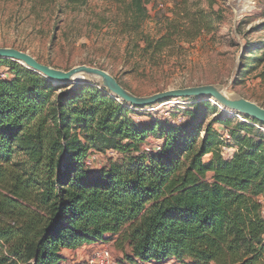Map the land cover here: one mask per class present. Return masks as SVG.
<instances>
[{"label": "trees", "instance_id": "obj_1", "mask_svg": "<svg viewBox=\"0 0 264 264\" xmlns=\"http://www.w3.org/2000/svg\"><path fill=\"white\" fill-rule=\"evenodd\" d=\"M117 2L124 25L146 20L147 0ZM222 19L212 7L174 9L163 34L142 36L140 55L159 67ZM134 112L96 85L0 58V264H65V250L111 236L124 253L115 264H264L262 122L215 116L208 100L182 123L144 111L153 120L141 124ZM95 154L107 157L98 168Z\"/></svg>", "mask_w": 264, "mask_h": 264}, {"label": "rangeland", "instance_id": "obj_2", "mask_svg": "<svg viewBox=\"0 0 264 264\" xmlns=\"http://www.w3.org/2000/svg\"><path fill=\"white\" fill-rule=\"evenodd\" d=\"M147 2V18L141 20L136 29L132 26V19H129L130 25H124V7L117 0H81L75 6L70 0H0V47L22 50L41 63L65 71L80 65L103 69L127 91L140 97L171 89L214 85L222 88L231 99H244L264 108V0ZM185 7L207 10L212 7L223 19L218 22L215 32L202 34L186 53L167 59L159 67L151 66L139 52V46L143 45L142 36L163 34L172 10ZM5 71L10 75V71ZM90 84L110 93L99 83ZM182 99L190 102L186 105L188 111L198 100H208L206 97ZM211 103L217 107L215 116L249 122L245 114H230L214 101ZM176 107L177 104L172 103L164 108L177 112ZM131 117L141 124L153 120L141 112H134ZM169 117L165 113L160 114V118ZM175 117L177 113L171 118ZM213 117L212 114L207 115L204 125ZM218 126L216 123L215 127ZM256 126L264 132V123ZM156 142L150 140L151 145ZM225 147L224 156L230 158L236 149ZM95 157L92 168H98L107 159L103 154H95ZM117 238L111 236L105 244L115 262L124 257L123 251L115 247ZM97 246L100 244L70 251L66 262L86 264L87 253ZM125 253L132 254L128 248ZM160 264L180 263L168 260Z\"/></svg>", "mask_w": 264, "mask_h": 264}, {"label": "water", "instance_id": "obj_3", "mask_svg": "<svg viewBox=\"0 0 264 264\" xmlns=\"http://www.w3.org/2000/svg\"><path fill=\"white\" fill-rule=\"evenodd\" d=\"M0 58L12 59L23 66L38 72L54 83L77 84V83H99L106 88L114 98L125 103L129 107H149L161 102L179 98L206 97L208 101L216 100L226 108L235 112H241L264 123V108L254 102L247 100H230L222 95L214 85L194 86L180 89H171L157 92L150 96L140 97L127 91L118 80L107 71L88 65H80L70 70H61L41 63L27 52L16 48L0 47ZM81 74H87L90 78H101L102 82L78 81ZM59 82H55V81ZM76 80L77 82H74ZM95 85V84H92ZM241 99V98H239Z\"/></svg>", "mask_w": 264, "mask_h": 264}, {"label": "built area", "instance_id": "obj_4", "mask_svg": "<svg viewBox=\"0 0 264 264\" xmlns=\"http://www.w3.org/2000/svg\"><path fill=\"white\" fill-rule=\"evenodd\" d=\"M3 76H5V74H3ZM172 103H176L177 104V112H172V111H168L167 108H164L165 106H167L168 104H172ZM190 102H188V100H183L181 98L179 99H172V100H168L165 102H161L155 105H152L151 107H130L132 109L141 111V112H151V113H156V114H161V113H165L166 116H170L172 113H177V121L179 123H182L183 121H185V115H184V110H186L187 108V104H189ZM225 136L226 138H228V132H225ZM156 149V148H155ZM159 149V147L157 148V150ZM144 150L146 152H153L155 151L154 148L152 146H146L144 148ZM226 152V147H223V154H225ZM109 154L111 156H115L116 152L114 151H109ZM94 158L91 157L88 161L89 164H91L93 162ZM261 202L263 203V198L261 199ZM0 249H3L6 251V247L0 245ZM86 264H115V260L113 258L112 252L111 250L105 246V245H100L94 248H91L89 250V252L87 253V259H85ZM68 264V263H65ZM160 264V263H158Z\"/></svg>", "mask_w": 264, "mask_h": 264}, {"label": "bare ground", "instance_id": "obj_5", "mask_svg": "<svg viewBox=\"0 0 264 264\" xmlns=\"http://www.w3.org/2000/svg\"><path fill=\"white\" fill-rule=\"evenodd\" d=\"M78 79H79L78 81H95V82H102V79H101V78L92 79V78H90L87 74H81V75L78 77ZM55 82H59V81L56 80ZM74 82H77V81L74 80ZM216 89H217L222 95H224L227 99L234 100V99L229 98V97L225 94V92L222 90V88H220V87H216ZM213 101H214V103L218 104L221 108H223V109L226 108L224 105H222L221 103L217 102L216 100H213ZM226 109H227L226 111H228L230 114H236V113H237V112H235V111H233V110H231V109H228V108H226Z\"/></svg>", "mask_w": 264, "mask_h": 264}, {"label": "crops", "instance_id": "obj_6", "mask_svg": "<svg viewBox=\"0 0 264 264\" xmlns=\"http://www.w3.org/2000/svg\"><path fill=\"white\" fill-rule=\"evenodd\" d=\"M71 250H65L64 251V254L68 255V253L70 252Z\"/></svg>", "mask_w": 264, "mask_h": 264}]
</instances>
